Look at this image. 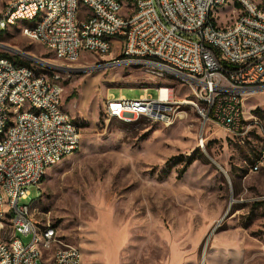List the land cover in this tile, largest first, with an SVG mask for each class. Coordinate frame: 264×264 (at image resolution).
I'll list each match as a JSON object with an SVG mask.
<instances>
[{
  "label": "rangeland",
  "instance_id": "374dc122",
  "mask_svg": "<svg viewBox=\"0 0 264 264\" xmlns=\"http://www.w3.org/2000/svg\"><path fill=\"white\" fill-rule=\"evenodd\" d=\"M237 13L232 9L228 20ZM32 23L22 19L0 29V42L57 66L85 68L28 65L60 75L62 107L80 128L81 143L19 204L48 213L63 241L81 248L82 264H264V168L250 171L263 138L264 91L243 97L253 128L241 139L205 123L192 101L174 104L166 122L110 119L104 114L109 94L134 99L148 88L156 98V88L168 86L183 101L194 98L192 88L152 67H92L93 52L74 62L57 58L22 34ZM4 52L16 55L0 47Z\"/></svg>",
  "mask_w": 264,
  "mask_h": 264
},
{
  "label": "built area",
  "instance_id": "2783aa9c",
  "mask_svg": "<svg viewBox=\"0 0 264 264\" xmlns=\"http://www.w3.org/2000/svg\"><path fill=\"white\" fill-rule=\"evenodd\" d=\"M83 1L93 3L98 17L81 18ZM222 1L134 0V10H127L126 0H1L0 29L32 16L36 7L53 5V13L28 31L38 33L37 42H48L57 58H89V48H96L92 57L97 65L143 63L193 88L194 98L183 101L173 99L168 86L157 87L156 98L147 94L148 88L134 99L109 94L105 117L154 113L155 121L166 122L174 104L192 101L205 123L213 122L228 134L244 131L245 136L253 126L246 119L243 97L264 88V0H234L229 13L217 15ZM232 9H244V17L228 20ZM105 34H112V41H105ZM109 44H118L117 55H108ZM154 57H162V65H154ZM63 91V85L51 84V77L40 78L35 68L0 53V124L6 108L34 103L49 107V114L23 115L22 124L6 132L8 142H0V184H7L11 198V209L2 210L0 195V264H82L83 253L61 237L48 246L56 258H41L35 229L41 221L49 222V215L30 216V207L19 204L31 186L38 187V176L47 167L60 162L71 146H80V128L62 107ZM261 167L264 155L254 158L251 172ZM4 235H14V248L5 247Z\"/></svg>",
  "mask_w": 264,
  "mask_h": 264
},
{
  "label": "bare ground",
  "instance_id": "6f19581e",
  "mask_svg": "<svg viewBox=\"0 0 264 264\" xmlns=\"http://www.w3.org/2000/svg\"><path fill=\"white\" fill-rule=\"evenodd\" d=\"M230 2L234 3V0H223L221 3H219L217 7V15L221 11V8ZM83 7L86 8V13L82 15L81 18H89V14H91V17H98V9H93L92 2L83 1ZM126 9L134 10V0H126ZM233 11L234 12L237 11L238 13L235 15H232V19H238L239 17H244V9H233ZM51 13H53V5H43L42 7L34 8V12L32 16L22 17L21 20L26 19V20L33 22L30 25H27V26L25 25L22 27V31H26L23 34H25L30 39L37 41L38 33L36 31H28V29L38 28L39 23H41V21H45V19L48 18ZM262 13H264V6H262ZM105 41H112V34H105ZM38 42L48 47V42L46 41H38ZM51 50L54 51L53 49ZM114 50H115V44H109L108 55L113 54ZM89 52L96 53V48H89ZM80 57L81 56L64 57V58L74 62V61H78ZM129 64L143 66V63H129ZM154 65H162V57H154ZM158 70L161 71V69H158ZM40 78H48V75L40 73ZM51 84L61 85V83L59 82V76L51 77ZM192 91H193V88H192ZM185 102H189V101H185ZM191 103H193L196 106V108L199 110V113L201 114V110L198 108L197 104L195 102H191ZM35 113L49 114V107H47V105H44L42 103H34L32 106L15 105V106H12L11 108L4 109V116L6 117H4L3 121L0 124V142H8V134H6V132H11L13 128L20 126L23 122V115H31ZM65 113H68V112L65 111ZM138 118L155 119V114L154 113H141V116H122L116 119H119L123 122H131ZM69 120L72 121L76 127H78L76 123L72 120L70 115H69ZM250 125H251V121H250ZM229 135L232 137L241 139V137L242 138L244 137V131H229ZM80 143H81V139H80ZM203 143H204V140H203ZM79 147L80 146H71L70 148H68V151L63 152V158L73 154L77 149H79ZM262 155H264V137L262 138V141H261L258 153H257V157H262ZM49 167L46 168L45 172L43 173V176H38V185L44 178L46 171ZM250 169H251V165H250ZM0 195L2 198L1 200L2 210H10L11 209V198L9 197V187H7V184H0ZM28 207H30V216H39V213L38 215L37 213H34L32 206H28ZM49 228L51 229V232H50V235L47 237L46 233H49ZM59 237L61 236L59 235L57 229L51 224L50 218H49V222L41 221L40 229H35V239L37 241L38 249L41 250V258H46V259L56 258V251L48 250V246H55L58 243ZM61 241L62 243H65L62 237H61ZM4 244L6 248H14V235H4ZM70 246H73V245H70ZM77 250L78 252H82L81 249L78 247H77Z\"/></svg>",
  "mask_w": 264,
  "mask_h": 264
},
{
  "label": "water",
  "instance_id": "95a60500",
  "mask_svg": "<svg viewBox=\"0 0 264 264\" xmlns=\"http://www.w3.org/2000/svg\"><path fill=\"white\" fill-rule=\"evenodd\" d=\"M0 47L5 48V49L9 50L10 52H12L16 55H20V56L28 59L29 61H33V62H36L40 65H43L44 67H49L51 69H54L57 72H62V71H64V72L65 71H67V72H80L81 70L85 69V68H64L61 66H57V65H54L52 63H49V62L39 58V57H36L30 53L24 52L18 48H15V47H12V46H9L6 44L3 45V43H0ZM118 64H123V63L115 62V63L106 64V65H97V66H92V67L97 68V67H103V66H113V65H118ZM88 68H91V67H86V69H88ZM263 90H264V88L254 89V92H260Z\"/></svg>",
  "mask_w": 264,
  "mask_h": 264
},
{
  "label": "trees",
  "instance_id": "16d2710c",
  "mask_svg": "<svg viewBox=\"0 0 264 264\" xmlns=\"http://www.w3.org/2000/svg\"><path fill=\"white\" fill-rule=\"evenodd\" d=\"M1 54L4 55V56H7V57H11V58L16 59L17 62L20 63V64H22V65H30V64H31L30 61H25V60L23 61V60H21V59H20V56H18V55H11V54H9V53H7V52L1 53ZM223 64H224V66L227 65V63H226L225 61H223ZM253 160H254V159H253Z\"/></svg>",
  "mask_w": 264,
  "mask_h": 264
},
{
  "label": "crops",
  "instance_id": "0c3cea01",
  "mask_svg": "<svg viewBox=\"0 0 264 264\" xmlns=\"http://www.w3.org/2000/svg\"><path fill=\"white\" fill-rule=\"evenodd\" d=\"M116 47H118V44H115V48H116ZM117 49H118V48H117ZM111 55H112V54H111ZM63 159H64V158H63ZM57 163H58V162H57ZM57 163H55V164H57ZM55 164H54V165H55ZM52 166H53V165H52ZM52 166H51V167H52ZM49 168H50V167H49ZM49 168L47 169V171L49 170ZM262 168H264V167H262ZM262 168H261V169H262ZM261 169H260V170H261ZM47 171H46V173H47ZM250 171H251V169H250ZM45 175H46V174H45ZM44 177H45V176H44ZM43 179H44V178H43ZM40 186H41V185H40ZM38 187H39V185H38ZM32 206H33V205H32ZM80 249H81V248H80ZM81 251H82V250H81Z\"/></svg>",
  "mask_w": 264,
  "mask_h": 264
}]
</instances>
